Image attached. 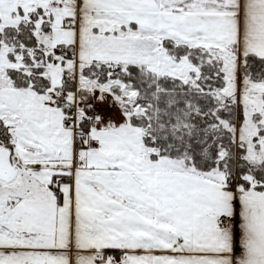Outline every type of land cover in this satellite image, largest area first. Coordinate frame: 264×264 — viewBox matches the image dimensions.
Returning a JSON list of instances; mask_svg holds the SVG:
<instances>
[{
  "label": "snow or ice",
  "instance_id": "snow-or-ice-1",
  "mask_svg": "<svg viewBox=\"0 0 264 264\" xmlns=\"http://www.w3.org/2000/svg\"><path fill=\"white\" fill-rule=\"evenodd\" d=\"M0 264H264V0H0Z\"/></svg>",
  "mask_w": 264,
  "mask_h": 264
}]
</instances>
